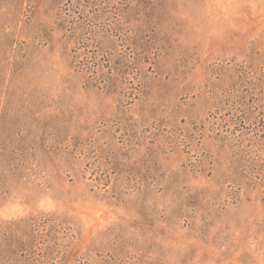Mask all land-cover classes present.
Returning <instances> with one entry per match:
<instances>
[{"label": "rangeland", "instance_id": "obj_1", "mask_svg": "<svg viewBox=\"0 0 264 264\" xmlns=\"http://www.w3.org/2000/svg\"><path fill=\"white\" fill-rule=\"evenodd\" d=\"M0 264H264V0H0Z\"/></svg>", "mask_w": 264, "mask_h": 264}]
</instances>
